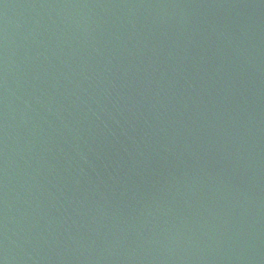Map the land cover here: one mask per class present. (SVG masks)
<instances>
[{
	"label": "water",
	"instance_id": "water-1",
	"mask_svg": "<svg viewBox=\"0 0 264 264\" xmlns=\"http://www.w3.org/2000/svg\"><path fill=\"white\" fill-rule=\"evenodd\" d=\"M0 264H264V0H0Z\"/></svg>",
	"mask_w": 264,
	"mask_h": 264
}]
</instances>
